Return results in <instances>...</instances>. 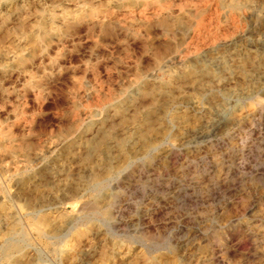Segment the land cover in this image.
Listing matches in <instances>:
<instances>
[{
  "label": "rangeland",
  "instance_id": "1",
  "mask_svg": "<svg viewBox=\"0 0 264 264\" xmlns=\"http://www.w3.org/2000/svg\"><path fill=\"white\" fill-rule=\"evenodd\" d=\"M0 264H264V0H0Z\"/></svg>",
  "mask_w": 264,
  "mask_h": 264
},
{
  "label": "bare ground",
  "instance_id": "2",
  "mask_svg": "<svg viewBox=\"0 0 264 264\" xmlns=\"http://www.w3.org/2000/svg\"><path fill=\"white\" fill-rule=\"evenodd\" d=\"M12 15H15V14H12ZM197 67H198V66H197ZM189 72H192V73H190V74H194L196 71H195V69H190V70L188 69V70L186 71V73L189 74ZM200 72H205V67H204V66L200 68ZM215 115H216V114H215ZM146 145H147V144H146ZM149 145H150V144H149ZM102 207H103V206H102ZM1 208H5L4 205H1ZM97 208H98V207H97ZM103 214H104V213H103ZM5 220H6V219H5ZM14 225L16 226L17 224H14ZM12 231H13V230H12ZM10 235H11V234H10ZM7 241H8V240H7ZM12 246L14 247L13 244H8V246H6V248H11ZM13 247H12V249H13ZM6 248H5V249H6ZM5 249H4V250H5ZM7 250H8V249H7ZM11 252H12V251H11ZM4 256H5V255H4ZM6 256H7V255H6ZM12 259H13V258H12Z\"/></svg>",
  "mask_w": 264,
  "mask_h": 264
}]
</instances>
